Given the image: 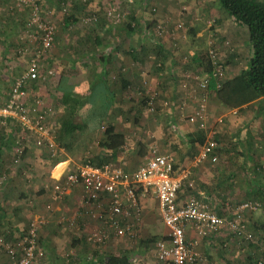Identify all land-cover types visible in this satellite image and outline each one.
Here are the masks:
<instances>
[{
  "label": "rangeland",
  "instance_id": "obj_1",
  "mask_svg": "<svg viewBox=\"0 0 264 264\" xmlns=\"http://www.w3.org/2000/svg\"><path fill=\"white\" fill-rule=\"evenodd\" d=\"M173 1L175 5L174 3H171ZM196 2L197 1L193 2V0H190V2L182 5L178 2V0H65L63 3L58 2V0H0V28L4 32L8 33V35L5 37V43H13L12 46L10 45V49L11 54L14 55L13 59L10 58L9 61L4 62L0 59V93L2 94L0 97V103L4 101L5 96L8 93V89H10L11 84L16 77L17 71L24 68V65L27 64L29 59L32 57L34 50L39 45L40 35H37L38 32L31 30V26H28L30 11L35 3L38 5L40 18L42 20L45 18L43 21L49 22L53 25L55 31V41L52 47L47 52H45V56H42V64H40L39 70L40 80L37 82V86L35 85V88L30 92L38 91L43 98L44 96H48L51 104L47 105L51 110V114L49 113L47 125L52 138L54 139L55 143L58 144V140H56L59 133L58 131L60 130L62 122L67 117V113L70 112H68L69 109L67 111L62 109L61 107L63 105L61 103L56 106V103H58L57 100H60L58 98L57 100L53 98L54 86H57L60 79L63 78V76H66V74H74L75 76L80 77V80L85 77V80L83 79L84 82L90 80V78L93 77L101 67V65L98 63V59H96L94 56H91L90 53H92V49L93 51L101 50L107 54V52H109V47L116 45L123 35L128 36V33L126 34L128 30L127 24L128 21H130L129 17H131L132 14L135 18L130 23L136 29L133 34L128 36L131 38L126 41L127 43H125V45L130 43L129 45L131 46H137L142 39L141 33L143 29L151 26L154 27L153 30L155 34L160 37V39H169L172 41L171 45L175 50V55H178L179 57L187 58L193 54L194 51L205 52L210 49H213L218 54H220L226 62L230 56L234 55L236 44L234 46V43L231 41V39L226 38V36H222L220 30H210V25L213 24V20L216 19L215 13L211 16L210 14L205 15V20L202 26L205 28L206 34L205 38L203 37L202 43L193 44V41L187 37L186 34L188 29L193 27L192 23L194 24L195 21H191L193 20V15L190 13L188 14L186 10L191 8L188 5L194 6ZM161 3L164 4L166 9L167 7L168 9L172 8L173 11L170 13L168 12L166 15L163 14V6ZM208 5H211V7L220 8V4L217 2V0L215 5L212 1H209ZM222 11L224 10L222 9ZM42 13L45 15L43 18ZM70 13H73V15L78 17L79 21L66 26L62 21V16L68 15ZM217 15L220 16L219 14ZM105 16L110 20H108L107 23L108 25H111L112 28L102 34L103 42L101 45H98L97 47H94L92 43L84 45L83 39L80 41L78 35L82 36L87 33L92 38L98 31L96 22L98 19H103ZM242 27L244 29V37L239 35L237 38L240 41V45L238 46L240 50L237 49L240 58L239 63L235 64V70L243 68L246 65V62L249 63V57L251 55V48L248 42V32L245 26ZM235 28L238 27L235 26ZM144 39L146 44L152 42L148 36ZM72 44H74V48L71 47ZM0 50L1 53L5 52L7 57L10 56L9 51H4V47L1 45ZM86 53L88 56H84ZM82 54L83 56H81ZM118 54L120 55V58H114L113 63L110 65L108 64V67L111 69L110 71L116 76H118L119 71H122L124 66L127 68L130 65V63L123 62L122 52ZM150 54L151 52L148 54L146 63L135 62L134 65L132 63V67L141 65L144 67L145 71L148 70L158 73V71L151 69L153 67V64L151 63L153 62L154 58L150 57ZM125 56L130 58L127 55ZM188 70L189 73L193 72V75H197L199 74L200 68L196 64H193L188 68ZM49 71L52 72L49 73ZM182 77H184L183 74ZM141 80L144 79L142 78ZM147 80L150 81L149 78ZM148 81L145 80V83L137 82L138 87H130L131 89L129 88L128 94L125 95L126 98H123V95H119L120 99L122 98V100H126L124 102L134 99V103L136 102L137 105L143 96V91L150 96L149 99H152V110L149 109L150 105L148 104V99L143 104H140L137 109L131 112L129 119L133 120V118H136L135 122L132 121L133 126L131 135L136 139H147V143L155 147L157 152L160 154H167L170 153V151H174L176 154L182 156V154H184L182 149L186 146L181 144V142H179L176 137H172V134L175 133L174 130L170 128V123L168 122V119H170L172 116V113H169L170 110L165 109V112L168 113L166 118L158 117L157 125L152 121L155 110H158V106H161V97L158 96V85H155L157 87L155 88V86L153 87L152 83H149ZM184 82L187 88L190 87V91L192 90V94L194 95L195 92L193 91L198 90L193 89L194 83H196V81L192 83L189 81ZM153 83L155 84V81H153ZM180 87L184 86L180 85ZM179 91L181 92L182 90ZM47 93H49V95H47ZM98 94L101 93H93V91H91L89 94L88 91H86V94L82 93L80 94V97L81 99H85L89 95L91 98H94L95 96L97 98V96H99ZM198 95V97H200V91L198 92ZM63 97L67 99L69 98L68 94H65ZM198 97L194 95L192 99H186L184 98L183 94L182 97L179 98L178 94L176 100L169 99L168 101L166 96H163L162 102L165 103V101H168L169 105H167L170 106V102L172 101L175 109L177 110L173 112V115H178V117L181 119L183 117L184 120H187V117L193 112L194 105L196 106V103L194 104L193 102H195L196 98ZM205 100L207 114L205 125L207 127L209 137L213 138L214 135L219 134L221 140L230 141V136H228L226 131L223 129L224 127L226 129V116L228 114H225L224 110L218 109V107L210 110L212 102H210L211 95H209L208 92H206ZM65 101L66 100H64L63 103H66L69 107V102ZM95 102V105L99 106L101 103V97H98ZM76 104L77 102L75 105ZM73 115H75V121L80 119L75 108L73 110ZM55 120L58 124H56V126H52L51 123ZM177 123L178 122H175V125ZM223 131L224 133H222ZM212 132L214 133L212 134ZM153 133H157V136ZM24 134L25 136L27 135L25 132H23V135ZM94 139L88 138L86 140L85 130L81 131L79 133L78 140L79 142H83L81 147L82 149L72 151L73 154L67 152L66 150H62L58 151L57 155L59 154V156L65 155L71 157V166H75V164L80 163L83 159L88 157L89 159H93L92 151L96 148L95 143H93ZM230 139L231 142L234 141L232 135ZM84 144L87 146L86 149L83 148ZM236 146H234V144H229V147L225 152L219 154L217 153L216 160L210 161L214 164L216 163L217 167L221 168L219 171L229 172L227 174H222L224 176V183L216 186L217 190L219 187L217 197L221 200V202L218 204L221 206L219 212L222 215H224L227 219H231L236 212L237 206L242 201H257L258 204L256 205V208L249 211H244L241 216V223L244 225L243 228L246 232L252 233V240L248 242L243 241L242 239L233 235L227 227H222L215 231H209L202 236L197 234L196 231H194V229L191 227H187L186 241L191 247L192 251L195 252L198 257L197 264H248L247 253H249L250 250L251 252H255V250L259 252L258 249L261 251L264 249V243H262V241L259 239L260 235L253 229L252 226L253 221H264V195H256L252 190H248V188L251 187V185L246 182L247 179L249 180V177L244 176L245 174L243 176L241 175L242 168L239 169L241 157H236L235 153L237 152H235L236 150L234 149ZM259 148L260 150H264V145L260 144ZM41 149L44 153H47L48 151L43 147H41ZM15 150L16 149L14 147L7 150V152H5L1 157L3 164H0V185H6L5 188H10L13 190L11 195L18 194L23 190L21 185L18 184V186H16L12 184L15 178L22 180L24 187H26L28 184H31L30 182L32 181L30 180L34 178V174L31 172L33 170L30 169V166L34 162L30 160L28 154L24 156L23 159L17 158L14 155L16 152ZM198 153L199 150L197 149L195 155ZM261 157L262 158L258 161V165H264V153L261 155ZM262 165L258 179H260V182L264 185V166ZM33 167L38 168V165L35 164ZM234 167H237V169L235 170ZM247 168L248 167H244V169ZM37 171H40V169H37ZM249 173L251 172H248V174ZM237 187L239 188L236 190ZM252 188L254 187L252 186ZM53 189L54 186L52 190ZM33 191L36 192L37 190ZM52 195L56 199L59 197L58 200L62 201L65 196V194L59 195L56 190L52 191ZM13 198L14 197L9 198L10 203L8 204L10 206ZM29 201L30 200L25 201L26 205H24V211L22 213L19 212V217L17 218H15L16 215L12 214V211L10 214L13 216L9 214L8 218L6 215H3V213L0 212V219L4 223L0 226V239L2 240V242H0V264L9 263V257L6 253L5 245L15 244V242H17L20 238L15 229L14 231L12 230L9 232L8 222L10 220L13 222L11 224H15V226H19L20 228L22 227V229L25 230L24 236L28 234L31 228V223H34L35 237L37 240L39 239L38 243L41 241V243L44 244L43 233L47 228L46 224L50 217L53 218L57 225H60L61 229H63L61 234L57 233V230H52L54 231L53 233H55V235L59 234V236L49 239L48 241V243L51 241L54 242V246L56 247L55 253L58 255V257H60V261L58 262H62V259L67 255L87 256L91 255L94 251L100 248V251H102V246L106 244H110V246L113 247L112 250L115 248L116 252L119 253V255H122L127 251L124 249V247H131L134 245V243H137L136 241L140 239L134 225V236L126 234L122 237H116L112 235L103 243L94 242L92 240H90L91 242L89 243L87 242L89 240L86 237L91 235L93 232L98 231V229H100V223H94L93 221H90L89 218L84 222L79 221L78 216H75V214L72 212L67 213L63 209H59L58 211L60 212H56L52 208L51 204H49V201L37 203V206H30V204L27 203ZM32 207L34 210H32ZM88 216L92 215L90 214ZM165 234L166 229L164 224L161 223L158 239L159 237H163ZM208 235L211 236L208 238L206 237ZM123 237L126 239L125 241ZM154 243L155 241L153 240H149L145 243V246L152 250V253L154 250ZM41 245L39 244L40 247L44 248L43 255H35L30 264H52V262H50L51 260L49 258L48 251L45 249L46 244L43 245L44 247ZM54 262L57 263V260Z\"/></svg>",
  "mask_w": 264,
  "mask_h": 264
},
{
  "label": "crops",
  "instance_id": "obj_2",
  "mask_svg": "<svg viewBox=\"0 0 264 264\" xmlns=\"http://www.w3.org/2000/svg\"><path fill=\"white\" fill-rule=\"evenodd\" d=\"M194 1H197L196 4H194V6L188 5L191 8L186 10L188 14L190 13L191 15H193L192 17L193 20L191 21L192 22L195 21L194 24L192 23L193 27L191 28L188 27L189 29L186 34L187 37H189V39L191 40L189 30L193 29L194 37H193V40L191 41H193V44L202 43L203 37L205 38V34H206V30L202 26L205 20V15L210 14L211 16L212 14L215 13L216 19H214L213 20L214 23L210 25V30L212 29L220 30L222 36H226V38L231 39V41L234 43V46L236 44L234 55L229 57L228 73H233V72L235 73V71L237 72L238 70H235L234 68L235 64L239 63V58H240V56L238 55L239 53L237 51V49L240 50V48L238 47L240 45V41L237 38L239 35L241 37H244L243 27L233 22L232 19H230V17L224 11H222V9L211 7V5H208L209 1H212L215 5L216 0H193V2ZM178 2L184 5L190 2V0H178ZM171 3H174V1ZM161 4L163 6V14L166 15L168 14V12L170 13L173 11L172 8L168 9L167 7L166 9L164 4L163 3ZM217 14H219L220 16H218ZM235 26H237L238 28H235ZM161 40H163L164 42L163 44L165 45L164 47L167 49V51H171L173 49L171 45L172 44L171 40L169 39H161ZM146 45H150V43ZM148 54L149 52H147L146 54L147 58H148ZM117 56L120 57L119 54H117ZM127 56L129 57V55ZM113 57L114 56H112L111 59L108 61L109 65L113 63V60H112ZM150 57L152 58L155 57V52H151ZM130 58H127L125 54L122 55L123 62L130 63V65L127 68L125 66L122 68L123 74L121 75L129 81L130 85L128 89L130 87L131 88L138 87L137 82L145 83V80L148 81L147 80L148 78L151 81V82L150 81L148 82L152 83L153 87L155 85H158V94H159L158 96L161 97L162 107L158 106V113H156L154 117L152 118L153 123L157 125L158 117L166 118V116H168V113L165 112V109H166V110H170L169 113L170 112L172 113V116L170 119H168V122L170 123L169 124L170 128H172V130H174V133H175V134H172L173 138L176 137L178 139L181 133H186V132L195 130V127H196L195 124H192L188 122L187 120H184L183 117L181 119L180 117H178V115H173V112L177 110L175 109V106L173 105L172 101L170 102V106H168L169 99L176 100V97H178V94H179V98H181L183 95L182 91L181 92L179 91V90H182L180 87V80L182 79L183 69L189 66V65L186 66L182 63L184 57L181 58L178 55H175L174 52L168 53L167 58L164 60V62H162L163 63L162 69L161 70L158 69V73L148 71V70L145 71L144 67H142L141 65L137 67H132L135 64V62ZM146 62H147V59L145 60L144 63ZM247 63L248 62H246V64ZM99 70L93 77L90 78V80L86 82H84L85 80L84 76H82L84 78L80 80V77H77L74 74H69V75L66 74V76H63V78L60 79L57 86L56 85L54 86L53 98L56 100L58 98L60 100V101L57 100L58 103H56V106L59 103H61L63 105L61 108L67 111L68 109L71 110L72 108L76 109L75 107L76 105L74 103L75 101H73V99L71 98L69 99V101H65V102H69V107L67 106L66 103H63V101L65 100L63 96L65 94H69V95L74 94V97L76 96L77 100H80L82 102L86 101L88 103L93 104L95 100L98 97L99 98L102 97V95L105 94L107 90H112V91L114 90V92L112 93L114 97V101L112 105L111 104L109 105L106 115L108 117L109 123L114 125L115 131L120 134V141H121L120 144L121 145H120L119 150L114 153L110 151L109 149L96 147L95 150L92 151V154H93L92 157L93 159L98 158L100 164L111 163L112 165L121 167L125 173L131 174V172L134 171L136 167L144 163L151 154L150 149H149L150 145L147 143V139H139V138L136 139L135 137L131 135L132 134L131 130L133 126L132 121L135 122V119L133 118V120H130L129 117L131 116V112L137 109L139 105H137L136 102L135 103L132 101L124 102L126 100H122V98L120 99L119 95H124L123 98L124 97L126 98L125 95L128 94L129 90L127 91L121 90L120 89L121 85L118 82H115V86L113 87H111V85L108 87V84H107L108 81L106 84H104L103 82H97L92 91L93 93L97 92L101 94H98L99 96H97V98L96 96L94 98H91L88 95L87 98L81 99L80 94L82 93L86 94L84 90L88 88V85H87L88 82L93 81L97 77V75L100 73ZM109 73H110L111 78H114L116 76V75H113L111 71H109ZM142 78L144 80H141ZM153 81H155V84L153 83ZM155 88L157 87L155 86ZM147 92H150V91H147ZM35 93L40 94L38 91ZM49 93H47V95H49ZM88 93L90 94L91 91H88ZM163 96H166V98L168 99V101H165V103L162 102ZM44 98L46 99L45 100L46 103L50 105L51 102L48 96L47 97L44 96ZM210 102H212V105H213V107L212 105L211 106L209 105L210 110L214 109L215 107H218V109H223L225 114H228L226 116V125H225L226 129L225 127L223 129L224 131H226V134H228V136L230 137L231 135L233 136L234 141L232 142L237 144V146L234 149L236 150L235 152H237L235 153L236 157L237 158L241 157L240 158L241 163L239 164V169H241L242 167H249L253 165V163L258 162L262 158L261 155L264 153V150H260L259 148L260 144L264 145V96L257 98L249 102L248 104H244L240 108H235V109H227L226 107H224L222 104L218 102V100L214 97V95H211ZM175 122H178V123L175 125ZM51 124L52 126L53 125L56 126V124L58 123H56V120H55ZM102 124L103 125L108 124L107 118L105 121H103ZM89 126H91L89 128L91 131L87 130V128L86 130L84 129L85 137L90 138V139H94L97 137L98 141L99 140L102 141L103 133L101 129L103 128V126L102 128L96 127L94 126L93 122H90ZM224 131L222 133H224ZM58 132L61 133L60 130ZM59 133L57 136H59ZM153 134L157 136V133H153ZM55 136H56V133H55ZM25 137L26 138H22L21 135L20 136L17 135L14 137V139L18 141V146L20 145L22 147L27 146V150H28L27 154L29 155L30 160L34 162L30 166V169L33 170L31 172L34 174V178L30 180L32 181L30 182L31 184H28L26 187H24L22 180H19L18 178H15V179L13 178L14 181L12 182V184L16 186H18L19 184L23 187V190H24V191L22 190L23 196L19 197L20 199L18 200V204H17V205L23 206L20 208V213L24 211V205H26L25 203L26 200H30L29 202H27L30 204V206H37L36 205L37 203H42L43 201H49V204H51L52 208L56 212H60L58 210L63 209L67 213H71V212L74 213L75 216L79 217V221L84 222L85 220H88L89 218L90 221H93L94 223H100V226H102V219L99 217V213H101V211L103 210V207L105 206L107 202V197L105 195H102L100 198L96 200L90 199L88 202H84L83 206L79 207L81 205L80 203L81 197L84 194H83L81 185L76 184L70 187L64 193L65 196L63 198V201L58 200L59 197L58 199H56L52 195V191L54 190V189L52 190V188L55 183L60 181L61 176L65 172H67L69 169L74 167V166H71V163H70L72 159L69 156L62 155L61 161L57 162L54 166L53 165L50 166L49 164L45 165V163L49 161L47 160V158H45L46 157L45 154L47 153L44 154V152H42L41 147L34 145L32 137L30 136L28 137L25 136ZM230 137H229L230 141L221 140V142L222 143L226 142L228 144H231L232 142H231ZM20 139H25V142L21 144L19 142ZM95 140L96 139H94V142ZM140 140L142 144H144V146H140L139 144ZM14 148L17 149V147L15 146ZM7 150L9 149L3 148V151L0 156L2 157V155L5 152H7ZM182 150L186 154L185 156L183 155L180 156L179 154H176V152L174 151H170V153H167L169 155L172 154L175 158L182 159V162L185 165V168L189 170L190 177L193 180V186H194V188H192L193 190L183 189L179 195V199L183 201L187 198V196H189L188 194L194 193L196 197L200 199L201 198L206 199V201H208L207 202L208 207L210 205V208L214 209L213 211H220L221 206L218 203H220L221 200L217 197V193L219 192V187L217 190L216 186L221 183H224V176L222 174H227L229 172L219 171L221 170V168L217 167L216 163L214 164L213 162L209 161L211 159L207 158V159H203L202 161H198V158H197L198 156L195 155V152L194 153L192 152L194 155L193 154L191 155L190 151L187 150V147L183 148ZM1 160H0V164H3ZM35 164L38 165V168L33 167V165ZM37 169H40V171H37ZM234 169L236 170L237 167H234ZM238 188L239 187H237L236 190ZM41 189H42V192L38 193V191ZM33 190L35 191L38 190V191L33 192ZM135 191H136L138 202L141 207V213L136 218L133 216L135 219L132 218V222L135 224L136 230L138 232V237L140 239L136 241L137 243H134L133 246L124 247V249L127 250L125 254L128 256V260H129L128 264H161V262H159L156 259L154 255V250L152 253V250L148 249L145 246L146 245L145 243L149 241L148 240L149 238H154L153 241H156L158 239L160 229H161V223L163 224L158 200L154 194L144 193L141 188H137ZM122 192H123V189H122ZM15 198L16 197L14 196V198L12 199V203H15L14 202ZM32 210H34L33 207H32ZM85 210L90 211L92 216H88ZM46 227L47 228L45 229L43 233L44 244L48 243L49 239H53L59 236V234L55 235V233H53L54 231L52 230H57V233H60V234L63 232V229H61V226L57 225L56 221L51 217L50 219H48ZM123 239L124 241L126 240L124 237ZM39 244L40 245L42 244L41 246L44 245L43 243H41V241H39ZM47 245H50L52 252L56 256H58L55 253L56 247L54 246V242L51 241L49 244H46L45 246L47 247ZM102 248L103 250L98 251L97 252L98 254L100 253L110 254L111 253V254L119 255V253L116 252L115 248L112 250L113 247L110 246V244H106L102 246ZM95 264H108V263H95Z\"/></svg>",
  "mask_w": 264,
  "mask_h": 264
},
{
  "label": "built area",
  "instance_id": "obj_3",
  "mask_svg": "<svg viewBox=\"0 0 264 264\" xmlns=\"http://www.w3.org/2000/svg\"><path fill=\"white\" fill-rule=\"evenodd\" d=\"M29 17L28 26L40 32L39 45L29 59L26 70L14 79L7 98L0 104V124L6 125L7 119L17 121L23 130L25 129L32 135L35 145H46L50 154L55 155L63 148L55 143L49 132L47 121L51 110L48 103L40 94L29 93L24 89L25 83L38 77V61L53 45L54 27L51 23L40 18L36 3L32 6ZM208 52L213 65V76L216 77L217 87H219L224 74L222 57L213 49ZM205 83L206 79L197 83L201 89L196 91H200L201 95L200 97L196 95L198 97L194 102L196 106L194 105L193 112L187 117V121L199 128L207 129L205 125L207 117ZM191 96L193 98L194 95ZM148 104L150 105L149 109L152 110V99H149ZM21 137L26 138L25 134H22ZM207 138L197 154L198 161L207 157H210L212 161L216 160V156L212 155L216 143L209 135ZM149 149L151 154L148 159L136 167L131 174L125 173L121 167L111 163L100 165H93L90 162L78 163L65 175L64 182L59 181L54 184V190L59 195H63L74 184L81 185L84 194L80 200L82 206L90 199L96 200L102 195L107 197V202L99 213V217L102 219L100 229L105 226L106 231L101 232L98 229L88 235V240L101 242L112 235L116 237L126 234L134 236L133 227L135 224L131 221L141 213L135 191L137 188H141L144 193L154 194L158 200L162 221L166 228V234L154 243V255L161 264L198 263L196 253L192 251L186 241L187 226L192 227L200 236L209 231L227 227L238 238L252 240V233L246 232L243 228L241 216L244 211L256 208L257 201H242L231 219L210 210L207 203L193 194L182 201L178 197V192L184 182H187L188 186H193L189 170L184 168L177 174H172V156L158 153L156 148L151 145ZM21 150L22 147H19L15 151L21 153ZM85 212L88 215L91 214L88 210ZM34 231L35 225L31 223L27 235L20 238L15 244L5 245L9 257L8 264H30L35 255H43L44 249L39 246ZM0 242H2L1 239Z\"/></svg>",
  "mask_w": 264,
  "mask_h": 264
},
{
  "label": "trees",
  "instance_id": "obj_4",
  "mask_svg": "<svg viewBox=\"0 0 264 264\" xmlns=\"http://www.w3.org/2000/svg\"><path fill=\"white\" fill-rule=\"evenodd\" d=\"M58 2L63 3L65 0H58ZM220 4V8L223 9L227 15L232 19L233 22H235L237 25L245 26L248 32V42L251 48V55L249 57V63L246 64L243 68L239 69L237 72L233 73H228V65H229V58L227 62L225 59H221L222 67H223V77L221 79V84L219 87H217V80L216 77L213 76V65L211 63L210 59V53L208 51L205 52H193L189 57L183 58L182 63L184 65H189L187 68L183 69V75L182 79L180 80V85L182 86L185 82L184 81H189L190 83L195 82L194 86L195 89H201L200 86L197 84L198 81L206 79L205 83V92L207 91L209 95H214V97L218 100L220 104H222L224 107L227 109H235V108H240L244 104H248L249 102L263 97L264 96V0H217ZM42 18L45 17V15L42 13ZM134 15L132 14L131 17H129L128 24V30L126 34L128 33V36L130 34H133L135 31V27L131 25V21L134 20ZM45 20V18H43ZM108 18L105 16L96 22V27L98 29L97 33L91 38L87 33L84 35H78L79 40L83 39L84 45H87L88 43H92L94 47H97L98 45H101L103 42V37L102 34L106 32L107 30L111 29V25H108ZM62 21L66 26H69L70 24L76 23L79 21V18L73 15V13H70L68 15H63L62 16ZM110 21V20H109ZM95 27V28H96ZM154 27L148 26L147 28H144L142 31V39L140 40V43L137 46H131V45H125L131 37H128L126 35H123L119 42L112 46L109 47V52L104 53V51L101 50H94L92 49L91 56H94L96 59H98V63L101 65L100 67V73L97 75V77L93 80L88 82V88L84 90L86 91H92L95 84L97 82H103L104 84L107 83L108 81V87L111 85V87L115 86V82H118L121 85V90L127 91L129 90L128 87L130 85L129 81L121 76L123 74L122 71H119L118 76L111 78L109 71L111 70L108 67V61L111 59L112 56L114 58H120L117 56L118 53H123V55H129L131 59L134 62L137 63H144L145 60L147 59V52H155V57L153 62L152 69L154 71H158L162 69L164 60L167 58L168 53L174 52L175 50L172 49L171 51H167V49L164 47L165 45L163 44V40L158 37V35L155 34ZM31 30H34L35 32H38L37 35H40L39 31H36L34 28H31ZM190 32V38L193 40L194 37V31L193 29L189 30ZM8 35V33L4 32L0 28V45L4 47V51H9L10 56L7 57L5 55V52L1 53L0 59L5 61H9V59H13L14 55L11 54V49L10 45L12 46L13 43H5V37ZM150 37V40L152 42H149L150 45L145 44V39L146 37ZM54 41H55V31H54ZM54 43V42H53ZM130 44V43H129ZM72 48H74V44L71 45ZM215 51V50H214ZM168 52V53H167ZM17 54V53H16ZM13 55V56H12ZM231 55V54H229ZM45 55H43L44 57ZM83 56V54L81 55ZM84 56H88L86 53ZM221 56V55H220ZM43 57L38 61L39 69H38V77L28 81L24 85V89H26L29 93H35V92H30L31 90L34 89V86H37V82L40 80V64ZM16 58V57H15ZM79 58V57H78ZM182 58V57H181ZM112 59V60H113ZM195 63L199 68V74L193 75L192 73H189L188 68ZM28 62L26 65H24V68L22 70L17 71L16 77L20 76L27 68ZM197 71V70H196ZM52 72V71H51ZM200 76V77H199ZM15 77V78H16ZM199 77V79H198ZM14 78V79H15ZM201 78V79H200ZM203 78V79H202ZM36 83V84H35ZM184 86V85H183ZM182 88V93L184 94V98L192 99L193 94L190 95V87L187 88L186 86L181 87ZM1 90V89H0ZM10 89H8L9 93ZM114 90H107L105 94L102 95L101 97V103L99 106L95 105L96 102L93 104L88 103V102H82L80 100H77L76 96L74 97V94L69 95V98H65L66 101H69V99H73L75 101L74 103L78 102L76 104V110H77V115L79 116V120L75 121L73 115V110H69L67 113L66 119L62 122V125L60 126V134L57 136L56 140L58 143V146L66 150L67 152L72 153V151H77L81 150L82 148V141H78L79 138V133L83 131L84 129L90 130L89 126L90 122L94 123V126L96 127H101L102 128V133H103V140L95 138V145L96 147H101L105 149H109L113 153L118 151L120 148V134L115 131L114 125L109 123L108 117H107V109L109 105L113 104L114 97L113 93ZM194 95H198V92L194 90ZM5 96L7 98L8 96ZM190 95V96H189ZM2 94L0 93V97ZM65 96V95H64ZM124 96V95H123ZM149 95L146 94L143 91V96L140 99V102L138 105L143 104L146 100L149 99ZM5 100V99H4ZM132 102H134V99H130ZM4 102V101H3ZM1 102V103H3ZM0 103V104H1ZM97 112V114H96ZM158 113V110H155L154 115ZM107 118V123L106 125H103V121H105ZM136 121V118H134ZM195 130L189 131L186 133H181L178 141L181 142V144H184L187 147V150L190 151L191 155L196 151L197 149L199 150L200 147L206 142L207 135H208V130L206 128H199L197 125H195ZM8 129V130H7ZM91 131V130H90ZM23 132H27L25 129L21 127V125L17 121H11V119H7V124L2 125L0 124V155L3 151V148L5 149H10L12 147H22L21 145L18 146V141L14 139L15 136L17 135H22ZM27 137L32 136L28 132L26 133ZM29 137V138H30ZM88 138H86L87 140ZM213 140L216 143V146L213 149L212 155L216 156L217 153H223L227 150L229 147L228 143H222L221 142V137L219 134L214 135ZM98 141V142H97ZM19 142L23 144L25 142V139H20ZM34 142V139H33ZM140 146H144L141 141H139ZM231 144H234L236 146L237 144L232 142ZM35 145V143H34ZM37 146V145H35ZM38 147H43L47 149V154H45V158H47V163L45 165H55L57 162L61 161V156L57 153L55 155H51L48 147L46 145L43 146H38ZM80 147V148H79ZM86 145L84 144L83 148L86 149ZM27 146H23L21 153L15 152L14 155L19 158L23 159L24 156L27 155ZM193 152V153H192ZM73 154V153H72ZM185 156L186 154H182ZM194 155V154H193ZM173 158V164H172V174H177L178 171L181 169L185 168V165L182 162V159ZM210 159V157H207ZM205 158V159H207ZM1 160V156H0ZM210 161V160H209ZM90 162L93 165H100V162L98 158H86L83 159L80 163H86ZM262 165V164H261ZM261 165H258V162L253 163V165L249 166L247 169H244L242 167L241 170V175L249 177V180L247 179L246 182H248L251 187L248 188V190H252L256 195L261 194L264 195V185L260 182L259 178V173L261 169ZM246 168V167H245ZM72 169V168H71ZM69 169L67 172H65L60 179V182H64L65 175L71 170ZM249 170V171H248ZM248 172H251L248 174ZM244 178V177H243ZM14 181V180H13ZM76 185V184H74ZM72 185V186H74ZM4 186V185H3ZM0 185V212L3 213V215H6L8 218L10 212L12 211V214L16 215L15 218L19 217V212H20V205L18 204V200L20 199L19 197L23 196V191H20L18 194H12V191L10 188H5L6 185L3 187ZM71 186V187H72ZM252 186L254 188H252ZM194 186H188L187 182H184L183 186L178 192V197L183 189H190L193 190ZM44 189V188H43ZM38 191V190H37ZM34 192V191H33ZM42 192V189L38 191V193ZM193 192V191H192ZM31 193V192H30ZM195 195L194 193H190L188 195ZM3 196V197H2ZM16 197L14 199V202L16 203H11V206L8 204L10 203L9 198ZM26 196V195H25ZM196 196V195H195ZM2 197V198H1ZM203 202L207 203L206 199H202ZM15 204V205H14ZM82 206V205H80ZM210 208V205H209ZM212 211L214 210L213 208H210ZM218 214L221 215L219 211H215ZM10 214L11 216H13ZM14 221V220H13ZM11 220L8 222V228L9 232L14 231V229L17 231L18 236L22 238L24 236V229L19 228V226H15V224ZM1 224H4L3 221L0 219V226ZM253 229L260 235V241L264 243V221H253L252 222ZM101 232L106 231V227H101L100 229ZM17 236V237H18ZM211 235H208L206 237H210ZM19 238V239H20ZM87 238V237H86ZM263 238V239H261ZM243 241H247L243 237H241ZM106 240V239H105ZM101 241L102 243L105 241ZM150 241L154 240V238H149ZM87 241V240H86ZM87 242H91L90 240ZM99 242V243H101ZM248 242V241H247ZM49 244V243H46ZM224 244V243H223ZM250 244V243H249ZM248 244V245H249ZM225 245V244H224ZM250 246V245H249ZM44 249V248H42ZM46 249L48 250L50 262L52 264H95V263H108V264H128V256L123 253L122 255H117V254H109V253H100L98 254L97 252L100 251V249L94 251L91 255L87 256H82V255H67L65 258L62 259V262L60 261V257L56 256L51 248L50 245H47ZM252 251L250 250L249 253H247V261L248 264H264V249L261 251L260 249ZM57 260V263L54 262ZM167 264V263H166Z\"/></svg>",
  "mask_w": 264,
  "mask_h": 264
}]
</instances>
